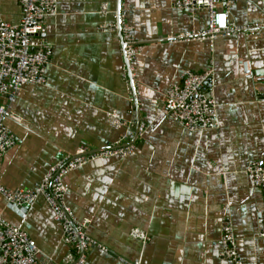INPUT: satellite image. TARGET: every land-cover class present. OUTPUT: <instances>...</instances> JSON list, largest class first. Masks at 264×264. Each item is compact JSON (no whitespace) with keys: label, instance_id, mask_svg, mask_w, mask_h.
<instances>
[{"label":"crops","instance_id":"obj_1","mask_svg":"<svg viewBox=\"0 0 264 264\" xmlns=\"http://www.w3.org/2000/svg\"><path fill=\"white\" fill-rule=\"evenodd\" d=\"M118 2L58 0V14L45 20L41 39L53 50L46 82L24 85L12 105L6 124L17 143L0 158V189L36 191L64 155L123 141L135 146L129 157L98 159L66 177L67 204L106 248L92 247L86 264H232L221 256L228 220L243 263L264 264V193L248 172L264 165V32L179 39L207 30L209 13L180 10L176 0H121L119 12ZM221 7L233 26L264 23V0ZM121 18L140 45L133 77ZM0 19L19 25V0H0ZM189 71H213L205 91L218 107L214 130L190 132L165 113L166 94ZM112 111L120 127L109 122ZM24 207L0 191L1 217L37 243L39 261L72 264L45 199ZM135 229L149 240L134 238Z\"/></svg>","mask_w":264,"mask_h":264},{"label":"built area","instance_id":"obj_2","mask_svg":"<svg viewBox=\"0 0 264 264\" xmlns=\"http://www.w3.org/2000/svg\"><path fill=\"white\" fill-rule=\"evenodd\" d=\"M229 0H176V8L183 11L205 10L209 13L207 30L200 33H186L179 39L190 37L199 40L214 41L218 37H230L241 33L264 32V23L246 27L233 26L229 22V12L221 5ZM22 8V21L12 25L0 19V158L16 146V138L7 126L11 117L12 105L24 85H43L46 82L47 69L51 63L52 47L41 39L45 20L58 14V0H19ZM108 6H103L106 12ZM123 45L129 61L128 73L132 74V60L139 55L133 28L120 20ZM135 49H134V48ZM125 70V71H126ZM213 71L183 74L182 84L171 88L166 94L165 113L174 122L184 126L190 132L214 130L218 126V107L208 96L205 87L213 81ZM5 98L6 103H1ZM109 121L123 125L117 111L108 114ZM144 131V126L140 132ZM126 140V139H124ZM117 145L103 151L92 152L81 147L74 154L64 155L49 171L42 184L34 190L9 191L1 188L5 199L13 205L31 206L43 197L52 208L56 220L61 224L64 243L72 249L66 261L72 264H86L87 252L94 246L106 248L94 240L88 233L87 223H81L74 210L67 204L68 186L66 177L86 164L98 159L127 158L135 151L133 145ZM254 184L264 193V165L254 162L248 167ZM132 236L148 241V236L139 229ZM264 238V230L261 232ZM222 257L232 264H244L238 251L237 238L233 224L226 221L221 237ZM40 250L37 243L23 230L9 224L0 215V264H43L39 261ZM127 264H141L139 261H127Z\"/></svg>","mask_w":264,"mask_h":264},{"label":"rangeland","instance_id":"obj_3","mask_svg":"<svg viewBox=\"0 0 264 264\" xmlns=\"http://www.w3.org/2000/svg\"><path fill=\"white\" fill-rule=\"evenodd\" d=\"M102 13H105L104 11H103V8H102ZM121 16V15H120ZM189 39H194V38H192V37H190ZM137 43V46L139 47L140 45H138L139 43L138 42H136ZM134 48V47H133ZM125 49V48H124ZM135 49V48H134ZM125 51V56H126V61H127V68H128V65H129V61H128V58H127V53H126V50H124ZM139 51V50H138ZM139 56V55H138ZM137 56V57H138ZM136 59L134 58L133 60H132V65H133V63H134V61H135ZM133 67V66H132ZM126 73L127 74H129L131 77H133V75H134V73H133V70H132V74H130V73H128V69L126 70ZM165 110H166V107H165ZM167 115V114H166ZM167 117H168V115H167ZM108 119H109V117H108ZM170 119V118H169ZM172 120V119H171ZM173 121V120H172ZM110 122V121H109ZM174 122V121H173ZM111 123V122H110ZM176 123V122H175ZM112 124V123H111ZM178 124V123H177ZM112 125H114V124H112ZM180 125V124H179ZM114 126H116V125H114ZM116 127H120V126H116ZM145 130V129H144ZM224 226V225H223ZM223 228V227H222ZM222 247V246H221ZM221 256H222V254H221Z\"/></svg>","mask_w":264,"mask_h":264},{"label":"water","instance_id":"obj_4","mask_svg":"<svg viewBox=\"0 0 264 264\" xmlns=\"http://www.w3.org/2000/svg\"><path fill=\"white\" fill-rule=\"evenodd\" d=\"M118 5H119V12H121V10H120V7H121V0H119V2H118ZM119 17H120V15H119ZM121 23H119V25H120ZM92 152H99V150H95V151H92ZM23 209H27L26 207H23Z\"/></svg>","mask_w":264,"mask_h":264}]
</instances>
